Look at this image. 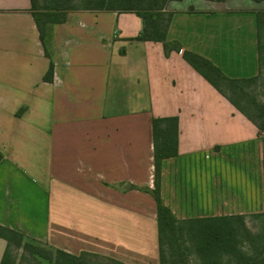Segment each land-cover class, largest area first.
Segmentation results:
<instances>
[{
    "label": "crops",
    "instance_id": "obj_1",
    "mask_svg": "<svg viewBox=\"0 0 264 264\" xmlns=\"http://www.w3.org/2000/svg\"><path fill=\"white\" fill-rule=\"evenodd\" d=\"M259 9L264 0H169L165 40L179 50L165 51L134 38V12L69 10L41 40L31 0H0V226L72 254L159 264L158 117L177 118L159 180L173 215L251 210L260 175L223 151H259V129L182 52L229 78L255 75ZM6 246L0 236V261Z\"/></svg>",
    "mask_w": 264,
    "mask_h": 264
},
{
    "label": "trees",
    "instance_id": "obj_2",
    "mask_svg": "<svg viewBox=\"0 0 264 264\" xmlns=\"http://www.w3.org/2000/svg\"><path fill=\"white\" fill-rule=\"evenodd\" d=\"M51 4L46 5L43 8L39 7V0H31V11L35 19L39 36L41 40L44 37L45 29L47 24L60 21L69 10L78 9L75 6L69 5L67 0H49ZM169 0H87L92 7L85 9L94 10H119V11H130L137 14L143 21V27L141 32L135 36V39L140 40H154L162 41L165 51L168 49L175 48L177 50V44L168 43L165 40L168 23L170 20L171 13L165 10L166 4ZM261 1V0H254ZM256 25H257V51H258V69L260 64L261 55V33L264 28V9H259L255 12ZM185 60L192 65L199 73H201L214 87H216L223 95H225L242 113H244L249 119L255 123L259 129L260 126L245 113L235 103V101L229 96L227 91L223 90L222 84H227L229 87L238 86L239 82H249L256 78V74L246 78H229L225 76L222 71L214 65L206 57L188 50L182 52ZM52 74V63L49 65V69L44 75V78L51 79ZM152 130L154 138V156H155V184L153 194L156 200L157 207V220L159 229V257L161 264L162 256V245L163 239H169L168 232L174 229L176 223L181 222L183 219H177L171 209L165 205L159 196V174H160V162L163 158H167L176 154V137H177V118L176 117H158L152 119ZM264 140V138H263ZM1 158V154H0ZM242 219L241 215H218V216H206V217H195L191 220H197L202 225L203 222H207L206 227L199 226V232H201L202 241L198 245L199 250H216L225 247L227 244L226 240L229 233L232 231V227L228 225L229 219ZM213 221H219L220 224L217 226L213 225ZM225 224V225H224ZM0 236L7 240V246L1 258L0 264H12L10 259V246L14 241L16 245H20V241L23 235L15 230L0 226ZM25 239V238H24ZM27 241L36 242L39 241L25 239ZM45 245V244H44ZM28 246L27 244L24 245ZM47 246V245H46ZM54 250L57 254L56 258L53 259V264H94L90 258H100L108 261L110 264H125L118 260L103 257L99 254L82 251L79 254H72L65 250L48 246ZM35 254L40 255V251H33ZM44 257V256H43ZM46 257V256H45ZM51 260V257H47ZM204 264H220L215 260H207ZM252 264H264L263 258L259 259Z\"/></svg>",
    "mask_w": 264,
    "mask_h": 264
},
{
    "label": "rangeland",
    "instance_id": "obj_3",
    "mask_svg": "<svg viewBox=\"0 0 264 264\" xmlns=\"http://www.w3.org/2000/svg\"><path fill=\"white\" fill-rule=\"evenodd\" d=\"M71 6L78 9L92 7L87 0H67ZM39 7L51 4L49 0H39ZM235 103L247 113L260 126V150L255 151V145L248 148H237L223 151L225 157L240 159L241 165H248L253 174L260 175V198L253 199L252 208L247 212H236L242 219H229L228 225L232 227L226 240V246L221 249L203 251L198 245L202 241L197 220L185 218L175 224L174 229L168 232L169 239H163L161 264H204L207 260H215L220 264H252L263 258L264 255V28L261 33V55L256 78L249 82H239L236 87L222 84ZM237 162V161H236ZM257 175H253L255 179ZM160 180V174H159ZM237 209V208H235ZM221 214V215H234ZM218 216V215H216ZM206 217V216H204ZM219 225V221H213ZM225 225V224H224ZM27 244L28 246H24ZM33 251H40V255ZM44 256V257H43ZM46 256V257H45ZM57 254L44 244L21 239L20 245L13 241L10 246V259L12 264H53ZM47 257H51V260ZM94 264H110L100 258H90ZM160 261V260H159ZM160 264V262H159Z\"/></svg>",
    "mask_w": 264,
    "mask_h": 264
}]
</instances>
